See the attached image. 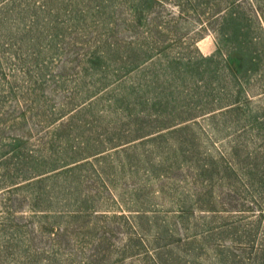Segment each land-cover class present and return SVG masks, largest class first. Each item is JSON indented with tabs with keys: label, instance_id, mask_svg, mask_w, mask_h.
I'll list each match as a JSON object with an SVG mask.
<instances>
[{
	"label": "rangeland",
	"instance_id": "obj_1",
	"mask_svg": "<svg viewBox=\"0 0 264 264\" xmlns=\"http://www.w3.org/2000/svg\"><path fill=\"white\" fill-rule=\"evenodd\" d=\"M0 264H264V0H0Z\"/></svg>",
	"mask_w": 264,
	"mask_h": 264
}]
</instances>
